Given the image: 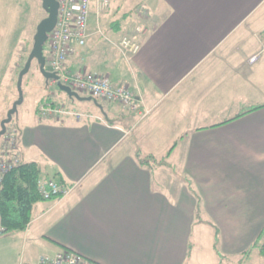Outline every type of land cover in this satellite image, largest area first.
Wrapping results in <instances>:
<instances>
[{
    "label": "crops",
    "instance_id": "crops-1",
    "mask_svg": "<svg viewBox=\"0 0 264 264\" xmlns=\"http://www.w3.org/2000/svg\"><path fill=\"white\" fill-rule=\"evenodd\" d=\"M92 1L87 44L67 67L127 85L151 113L71 97L41 72L24 81L11 124L21 162L74 191L37 202L28 227L0 243L22 241L20 264L63 249L94 264H185L193 226L213 223L225 251L244 252L264 229V106L225 121L264 104V0H110L102 13ZM141 5L150 27L126 57L118 43L140 28ZM46 100L72 113L43 116ZM173 145L165 164L140 163Z\"/></svg>",
    "mask_w": 264,
    "mask_h": 264
},
{
    "label": "built area",
    "instance_id": "built-area-1",
    "mask_svg": "<svg viewBox=\"0 0 264 264\" xmlns=\"http://www.w3.org/2000/svg\"><path fill=\"white\" fill-rule=\"evenodd\" d=\"M59 12L55 28L49 34L47 45L49 56L46 67L56 72L62 83L70 86L78 93H88L97 101L118 102L132 111L138 112L143 118L151 113L136 93L127 85H115L109 76L103 73L87 70H70L67 63L70 57L75 55L87 44L89 37L88 19L93 7L92 0H58ZM110 0H96L98 13L106 11L110 7ZM142 32L139 28L135 33L125 34L118 43V48L126 57L136 55L141 47ZM257 55L251 58L255 61ZM43 116H51L54 113H72L64 108H58L50 101L43 102L40 108ZM78 115V114H77ZM18 132L8 127L3 135L4 150L0 156V238L6 235L1 209V190L6 172L13 166L21 163L18 148ZM39 188L43 199L65 198L72 194L74 186L56 179L39 180ZM37 264H94L88 257L73 250L63 249L55 255H42Z\"/></svg>",
    "mask_w": 264,
    "mask_h": 264
},
{
    "label": "rangeland",
    "instance_id": "rangeland-1",
    "mask_svg": "<svg viewBox=\"0 0 264 264\" xmlns=\"http://www.w3.org/2000/svg\"><path fill=\"white\" fill-rule=\"evenodd\" d=\"M138 1L128 0L129 6H134ZM145 10L142 5L133 9L134 28L140 27L142 32L139 35L141 38L144 32L146 33L149 29L151 23L150 14L148 11L146 13ZM46 16L47 12L42 6V0H0V102L7 109L11 108L13 102L18 98L17 82L19 73L24 68L33 49L37 26ZM46 48L47 50L49 48L47 44ZM38 72H40V67L37 60H35L30 72L24 77V81H30ZM29 103L30 100L27 99L26 104ZM11 124L8 125L9 128L12 127ZM3 150L2 137L0 156ZM10 235L6 236L5 240L0 243V264H20L22 260V241L6 243L5 241L12 237ZM254 242H258L259 245L264 243V233L256 238ZM213 243L214 230L211 226L194 225L190 240L194 256L190 260L186 258L185 264H239L237 260L241 257L242 251L238 253L225 251L227 249L223 246L225 244V240H223L220 249L229 258L221 262L213 248ZM249 244L246 246H249ZM35 251V249H31V255ZM15 259H18L19 262L16 263ZM26 260H28L27 257ZM244 264H264V256L259 253V247L253 249L249 260Z\"/></svg>",
    "mask_w": 264,
    "mask_h": 264
},
{
    "label": "trees",
    "instance_id": "trees-1",
    "mask_svg": "<svg viewBox=\"0 0 264 264\" xmlns=\"http://www.w3.org/2000/svg\"><path fill=\"white\" fill-rule=\"evenodd\" d=\"M262 37L264 40V31L262 33ZM45 54L47 57L49 56V51L47 50L46 46ZM263 106L264 104L253 105L250 109H248V111L241 113L225 122L234 120L246 114L247 112L257 110ZM174 147L175 145H173L172 148L167 152L166 156L161 159L150 154L141 157L140 163L144 166L149 165L151 167L165 164L166 158L170 155ZM41 177L42 169L37 162H21L19 165L13 166L6 172L1 190V209L6 233L25 230L30 224L35 204L43 200L39 188V180ZM200 206L201 204L199 202L198 211L200 210ZM198 221H202V218L198 217ZM206 224H209L214 228L213 248L217 256L221 259V262L225 261L229 257H227L220 249V229L216 224ZM262 233H264V229L261 234ZM255 247H259V253L264 256V243L259 245L258 242H254L240 255L241 257L237 260L238 263H246ZM191 250L192 246H190V254L188 255V259L191 257Z\"/></svg>",
    "mask_w": 264,
    "mask_h": 264
},
{
    "label": "water",
    "instance_id": "water-1",
    "mask_svg": "<svg viewBox=\"0 0 264 264\" xmlns=\"http://www.w3.org/2000/svg\"><path fill=\"white\" fill-rule=\"evenodd\" d=\"M42 6L47 12V16L40 21L37 26V32L34 36L33 49L25 63L24 68L20 71L17 89L18 98L14 101L12 107L7 111L6 117L1 121L0 142L3 135L6 133L8 125L13 121L14 115L18 113L19 106L24 102V77L30 72L33 62L37 60L40 72L48 80H55L60 90L65 91L71 97L81 99L77 91H74L70 86L62 83L59 75L56 72L50 71L46 67L47 57L45 54V46L49 39V34L53 31L57 24L59 1L58 0H42Z\"/></svg>",
    "mask_w": 264,
    "mask_h": 264
}]
</instances>
